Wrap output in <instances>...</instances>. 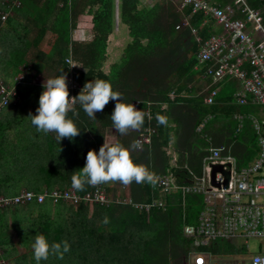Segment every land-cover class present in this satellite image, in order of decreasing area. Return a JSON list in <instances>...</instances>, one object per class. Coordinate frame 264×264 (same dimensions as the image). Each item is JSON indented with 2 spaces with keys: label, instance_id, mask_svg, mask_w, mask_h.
Segmentation results:
<instances>
[{
  "label": "trees",
  "instance_id": "obj_1",
  "mask_svg": "<svg viewBox=\"0 0 264 264\" xmlns=\"http://www.w3.org/2000/svg\"><path fill=\"white\" fill-rule=\"evenodd\" d=\"M219 1L224 5L234 0ZM249 1L264 14V0ZM17 3L21 7L15 9L14 17L5 23L3 15L10 14ZM138 5V0H120L122 22L129 27L134 41L107 75L102 67L115 27L116 0H0V90L3 83L12 84L22 68L30 69V75L50 71L55 73V78L62 74L68 78L72 73L68 59L73 57L82 66L76 80L83 87L91 80L109 81L113 90L122 93L124 102L136 104L144 112L143 126L129 129L124 135L119 133V144L130 149L136 164L148 167L155 176L173 173L181 185H187L203 175L210 145L198 130L210 116L215 119L207 126L205 134L211 137V126L227 121L225 156L232 152L242 168L250 165L261 155V148L258 135L249 124L246 135L236 137L239 124L235 117L242 112L236 95L241 83L236 79L222 83V93L212 107L206 106L205 95L188 97L197 77L204 74L197 70L202 49L198 36L204 42L209 40L214 35V21L206 23L204 13H195L193 7L182 10L176 0H161L153 8L142 10ZM84 16H92L94 39L80 43L74 41L73 34ZM186 16L190 18L188 26ZM32 80L27 77L29 84ZM22 89L19 105L8 108L0 118L22 119L37 114L39 102L32 106L31 100L39 97L43 88ZM69 92L71 96L80 94ZM173 93L177 94L176 99H172ZM164 106L169 109L164 110ZM113 109L114 102L110 101L93 119L77 101L74 110L67 115L81 133L74 139L64 138L61 143L56 133L45 137L44 141L19 136L7 146L0 139V197L15 198L25 190L40 194L56 187L74 189L71 177L85 166L87 153L93 149L98 152L106 142L107 132L115 130L110 118ZM28 111L32 112L27 114ZM157 115L167 117V124L158 125ZM150 127L156 130L152 146L144 150L133 148L134 142ZM4 129L5 124L1 123L0 134ZM174 133L178 139L177 167L171 165L169 155ZM247 135L255 142L254 152L246 153L241 149V140ZM214 146L221 147L220 144ZM126 186L129 191L124 195L136 202H152L155 197L152 184L133 182ZM108 191L113 193L111 187ZM80 192L90 193L91 186L85 185ZM169 201L167 211L155 210L151 215L126 206L93 210L85 205L74 208L65 204L33 203L0 209V257L8 264H36L32 243L37 234H43L49 242L67 240L71 250L63 259L50 256L41 264H187L194 248L193 241L184 235V226L196 223L205 208V197H188L186 220L182 194ZM105 218L107 224L103 222ZM15 235L25 248L23 254L14 241ZM202 250L221 258L242 255L243 251L230 242H218Z\"/></svg>",
  "mask_w": 264,
  "mask_h": 264
},
{
  "label": "built area",
  "instance_id": "obj_2",
  "mask_svg": "<svg viewBox=\"0 0 264 264\" xmlns=\"http://www.w3.org/2000/svg\"><path fill=\"white\" fill-rule=\"evenodd\" d=\"M73 1V0H71ZM185 10L193 7L194 12H203L206 23L214 21L224 30L223 34H215L203 41L199 53V63L206 79L211 81L209 92L205 95L206 106L216 105L220 95V86L228 79H236L241 89L236 98L238 105L247 108L253 103L257 108L264 109V14L252 6L249 0H234L222 4L217 0H176ZM19 8L21 4L19 3ZM4 22L9 15H3ZM190 25V21L187 22ZM181 27H179L180 29ZM198 35V31L195 30ZM71 75L67 78L68 88L73 92H81L83 85L76 80L79 65L73 57L68 59ZM31 70L22 68L12 85L2 84L0 90V115L8 108L19 105L22 100L21 86L26 83L25 73ZM177 94H172L176 99ZM149 118L153 117L149 114ZM215 118L210 116L199 128L198 133L210 145V155L206 158V171L196 177L191 184L181 185L173 174L156 176L155 187L159 198L152 202L137 203L133 198L111 196L106 184L91 186V192L84 195L76 189L43 191L40 194L26 191L15 198L0 197V209L16 206H28L33 203L53 206L65 204L74 208L82 205L95 210L96 207H133L137 211L152 214L155 210H168V196L181 193L184 198V220L187 219L188 197L200 195L205 197V208L200 212L196 223L184 226V235L193 241V258L195 264H264V248L249 260L223 259L214 256L210 251H203L218 242H238L248 239H259L264 246V120L256 116L241 115L240 131L249 121L259 138L261 155L258 161L249 167H241L240 161L233 155L225 156L220 149L212 146L213 139L206 135L207 126ZM156 130L149 128L139 140L138 150L151 147ZM224 166L225 171L232 172L229 186L224 185L225 176L218 173L212 182V167ZM241 249V248H239ZM0 264L6 262L0 257Z\"/></svg>",
  "mask_w": 264,
  "mask_h": 264
},
{
  "label": "clouds",
  "instance_id": "obj_3",
  "mask_svg": "<svg viewBox=\"0 0 264 264\" xmlns=\"http://www.w3.org/2000/svg\"><path fill=\"white\" fill-rule=\"evenodd\" d=\"M44 91L39 99L36 115L29 116L31 124L37 132L47 135L56 133V139L62 142L64 138L74 139L80 135L74 121L68 118V112L74 104L79 102L88 117L96 119V113L102 112L110 101L114 102L111 121L115 131L121 135L127 134L129 129H138L143 126L145 114L136 104L126 103L122 93L113 90L111 82L97 79L85 83L78 96H71L67 83V75L47 79L43 84ZM75 114V113H74ZM158 125H166L167 117L157 115ZM133 148L139 147V141L134 142ZM72 187L83 191L85 185L97 186L109 182H120L129 185L149 183L155 185L156 176L148 167L136 164L129 148L122 144L109 146L106 142L99 148L89 151L85 166L71 177ZM108 223V219L103 221ZM33 258L36 264L47 261L50 256L63 259L71 250L67 240L62 242H49L43 234H37L32 243Z\"/></svg>",
  "mask_w": 264,
  "mask_h": 264
},
{
  "label": "crops",
  "instance_id": "obj_4",
  "mask_svg": "<svg viewBox=\"0 0 264 264\" xmlns=\"http://www.w3.org/2000/svg\"><path fill=\"white\" fill-rule=\"evenodd\" d=\"M138 1H139L138 9L142 10L144 8H153L161 0H138ZM217 1H219V0H217ZM227 3H229V2H227ZM12 9L13 10L11 11V13L12 12L14 13V10L15 9H19V7L15 4V6L12 7ZM188 21H190V18H188L186 16V24H187ZM213 26H214V28H213L214 35L215 34H223L224 33V30L222 29V27L218 26L215 22H213ZM73 37H74V41L80 42V43L93 41L94 34H93V31H92V16H84V18L80 19L79 28L74 31ZM133 41H134V39H132V37L130 36L129 27L122 22V19H121V16H120V0H116L115 27H114L113 33L109 37L108 48H107V58H106V61L103 63V67H102V71L105 74L109 75L111 70H112V67L114 65L118 64L122 60V58H123V56L125 54V50L127 49L129 44L133 43ZM197 70L199 71V73H203L202 72L203 70L201 68H198ZM43 73H45L48 76H50L51 77L50 79L55 78V73H52L53 75L49 74V71H45ZM42 74H39V75H42ZM33 82H34V79L31 82L32 84H29V82L23 84L21 86V91L23 90L22 88L31 87V86H37V87H42L43 88V84L45 83V82H43V83L37 84L36 82L35 83H33ZM14 83H15V80L12 82V84H14ZM222 88H223V85L220 86V95L222 93V91H221ZM209 89H210V81H209V79H206L204 74H200L197 77V82L193 86L192 93L189 94L188 97L193 99V98H196V97H200V96L206 95L209 92ZM40 96H41V93L39 94V97H37V96H34V98L32 97L33 98L31 100L32 101V106L36 105V103L39 102L38 100L40 99ZM237 105H238V102H237ZM75 106H76V104H74L69 111L74 110ZM253 107H255V109ZM256 108H257V106H255V105H253V103H251V105L249 107H247V108H243L242 107V112L237 114V116L235 117V120L239 124V130H238V133L236 134V137L240 136L241 134L243 136L246 135V133H247L246 132V127H247L248 124H249V126L251 128L254 129L253 125L249 121H247L246 125L244 126V128L240 131V127H241V123L240 122H241V120L239 119V117L241 115L256 116L259 119L264 120V109L258 108V110H257ZM163 109L167 111L169 109V107L168 106H164ZM31 112L32 111H28L27 114H30ZM29 116L30 115L25 116L22 119H19V118H7V119L0 118V124L1 123L5 124L4 133L0 134V139L4 140L3 142H4V144L6 146L9 145L12 140L16 141L19 136H21V138H23V139L24 138H30V140H32L34 138H39V139L43 138L41 140L44 141V140H46L45 137L53 135L55 133V132H50L47 135H45V134H43L41 132H37L36 128L31 124ZM15 125H21L22 127H17V128L11 127V126H15ZM227 125H228L227 121H225V120L219 121L218 123L214 124V126L213 125L211 126L210 132H209V134L211 135V138L213 139L212 146L216 147L214 145L220 144L221 147H218L217 149H220L223 152V154L225 153L226 147H227L226 144H224V141H225L224 136L227 135V133H226ZM172 127H175V125L173 124ZM254 131H255V129H254ZM254 131H252V133H254ZM107 134H108V136H106L107 139H105V141H106V143L109 146L119 143L120 138H119V133L117 131L110 130L109 132H107ZM144 135L145 134H143L142 136H144ZM249 136L250 135H247V136L243 137L242 140H241V142H242L241 143V149H242L243 152H246V153L247 152H251V151L254 152L256 150L255 142L253 141V138H251ZM24 143L26 145L28 144L27 141H25ZM177 144H178V139H177V137H176V135L174 133L173 139H172V143H171V146H170V149H169L170 150L169 151V155H170V157L172 159L171 165L173 167H177L178 163H179V154L177 152ZM258 144H259V147L261 148L259 141H258ZM230 153H232V152H228L227 155H233V154H230ZM224 155H226V154H224ZM259 157L260 156L255 158V160L250 165L245 166V167H249L251 165H254L258 161ZM205 167H206V162L204 164V173H203V175L205 174V171H206ZM197 177H201V176H197ZM106 185L108 187V190H109V187H111V189L113 191V193H110L111 196L125 197V198L127 197L124 194H126L129 191L128 186L123 185L122 183L121 184H116L114 182H109ZM153 186H154V189H155V192H154L155 197H154V199L159 198V193L156 191L155 185H153ZM56 189H57V187H56ZM26 191L27 190L22 191V193H24ZM180 194L181 193H176V194H173V195L167 197L166 201L168 203V208L170 207V203H169L170 201L169 200L171 198L175 197L176 195H180ZM128 198H132V197L129 196ZM137 203H139V202H137ZM182 206H183V215H184L185 214L184 198H183ZM186 215H187V209H186ZM234 244L236 245L237 242H234ZM239 248L240 247H238V249ZM235 256H238V255L236 254ZM240 257H241V255H240ZM194 264H195V261H194Z\"/></svg>",
  "mask_w": 264,
  "mask_h": 264
},
{
  "label": "rangeland",
  "instance_id": "obj_5",
  "mask_svg": "<svg viewBox=\"0 0 264 264\" xmlns=\"http://www.w3.org/2000/svg\"><path fill=\"white\" fill-rule=\"evenodd\" d=\"M17 6H19V3L16 4ZM14 7V6H13ZM9 21L10 19H12L14 17V13H10L9 14ZM79 65V64H78ZM81 65H79V69H81ZM49 74L53 75L52 72L49 71ZM34 79V82L33 83H37V84H40V83H43V82H46L47 79H50L51 77L48 76L47 74L43 73L42 75H38L36 76V73L33 72L31 75L30 74H27L25 73V77H29ZM1 79V78H0ZM26 83H27V78H26ZM12 85V84H10ZM15 243L18 245V249H20V253H25V248L24 246L19 242V237L15 235ZM236 247H240L241 249H243L242 251V255L240 257V255L238 256H235V257H225L223 259H229V260H234V259H241V260H249L253 255L255 254H258L263 248V242L259 239H255V238H252V239H248V243L246 244V241L245 240H240L237 242L236 244ZM221 258V257H220ZM5 261V260H4ZM6 264H8L6 262ZM187 264H194V258H193V254L191 253L190 255V259L188 260V263Z\"/></svg>",
  "mask_w": 264,
  "mask_h": 264
},
{
  "label": "water",
  "instance_id": "obj_6",
  "mask_svg": "<svg viewBox=\"0 0 264 264\" xmlns=\"http://www.w3.org/2000/svg\"><path fill=\"white\" fill-rule=\"evenodd\" d=\"M218 173H223L224 174V176L226 178L225 182H224V185L226 187H228L229 183H230V180H232V172L225 171L224 166H222V165H214L212 167L211 177H212L213 185L220 187L221 186L220 182L216 181V177H217Z\"/></svg>",
  "mask_w": 264,
  "mask_h": 264
}]
</instances>
